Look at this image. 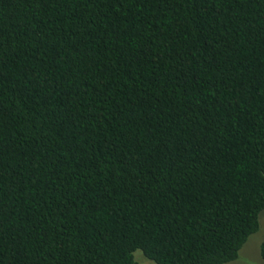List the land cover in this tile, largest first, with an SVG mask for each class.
Here are the masks:
<instances>
[{
	"label": "trees",
	"instance_id": "16d2710c",
	"mask_svg": "<svg viewBox=\"0 0 264 264\" xmlns=\"http://www.w3.org/2000/svg\"><path fill=\"white\" fill-rule=\"evenodd\" d=\"M263 213L264 0H0V264H229Z\"/></svg>",
	"mask_w": 264,
	"mask_h": 264
},
{
	"label": "rangeland",
	"instance_id": "374dc122",
	"mask_svg": "<svg viewBox=\"0 0 264 264\" xmlns=\"http://www.w3.org/2000/svg\"><path fill=\"white\" fill-rule=\"evenodd\" d=\"M261 229L258 233L252 236L249 242L240 252L239 260L229 264H263L260 255V247L264 242V213L261 215ZM135 264H156L154 261L147 258L142 250H137L134 253Z\"/></svg>",
	"mask_w": 264,
	"mask_h": 264
}]
</instances>
